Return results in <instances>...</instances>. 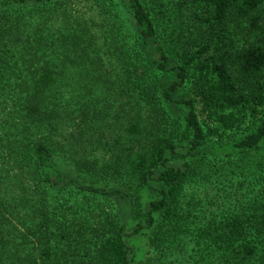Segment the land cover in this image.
<instances>
[{
  "label": "trees",
  "instance_id": "obj_1",
  "mask_svg": "<svg viewBox=\"0 0 264 264\" xmlns=\"http://www.w3.org/2000/svg\"><path fill=\"white\" fill-rule=\"evenodd\" d=\"M125 1L137 42L114 0H0V264H130L120 198L162 256L264 264V0Z\"/></svg>",
  "mask_w": 264,
  "mask_h": 264
},
{
  "label": "rangeland",
  "instance_id": "obj_2",
  "mask_svg": "<svg viewBox=\"0 0 264 264\" xmlns=\"http://www.w3.org/2000/svg\"><path fill=\"white\" fill-rule=\"evenodd\" d=\"M114 2L117 5L119 14L121 18L123 19L124 26L126 28L127 33L129 34L130 38L137 42L136 35L138 32L137 26L135 25V22L133 20L131 11L129 10V7L127 5V2L125 0H114ZM77 8H81L82 12L86 11V8L83 5H77ZM174 73L169 75L167 77V80H173L174 79ZM75 81L79 80L81 83H83L82 79L78 76V74L75 72L73 73V76H71ZM79 90H75V92H78ZM84 91V90H82ZM70 93V92H68ZM81 95V91L79 93V96ZM85 97H90L86 91L82 94L80 99H83ZM187 98V99H194L197 102V108L200 109L201 106L198 103V98L195 97L193 91H192V84L189 82H185L180 90L178 91L176 98ZM109 98L108 106H112V112L111 115L114 116L115 111L118 110V107L120 108V104L123 102L122 98H118L115 94L111 95ZM118 98V99H116ZM116 99V100H114ZM76 98H74L73 102H71V108L72 110L76 111V114H79V111L81 110V106L79 104V107L76 106ZM168 112L175 118H177L179 121L183 123L184 116L186 114L185 108L180 105L179 103H173L170 104L168 107ZM108 114H105L104 116H107ZM215 140H207V149L210 150L215 145ZM185 145L180 144L179 151L184 153ZM185 162V159L183 158H175L171 161V165L180 167ZM244 172H238L237 175L234 177H239L243 179ZM238 183V182H237ZM152 188H158V184L155 181H152L149 186L143 188L141 190V198L143 207L147 208L148 203L155 199L157 197V194L154 192ZM243 191V190H242ZM242 193V192H241ZM244 193V192H243ZM219 190L218 188H209L208 186H197L192 185L187 190L186 194V202L193 201V206H195L196 209H199L197 213L195 214V219L200 222L203 220H206L207 218L217 215L224 207L227 206L228 201L226 198H220L219 197ZM104 205H106L111 211H119L122 216V220L124 224L126 225V243L129 249V256H130V264H192V256L193 252L190 253H173L172 255H166L162 256L161 254H158L155 250H153L149 245L148 236L150 233V229L143 228L138 233L135 232V228L141 224L139 221L132 218L130 211L128 209L127 201L123 198L116 199L114 201H104ZM191 248V247H189ZM188 249V248H187ZM191 259V260H190Z\"/></svg>",
  "mask_w": 264,
  "mask_h": 264
}]
</instances>
